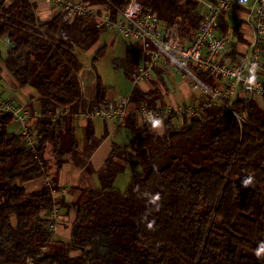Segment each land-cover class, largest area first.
I'll list each match as a JSON object with an SVG mask.
<instances>
[{
    "label": "trees",
    "instance_id": "16d2710c",
    "mask_svg": "<svg viewBox=\"0 0 264 264\" xmlns=\"http://www.w3.org/2000/svg\"><path fill=\"white\" fill-rule=\"evenodd\" d=\"M87 1L116 15L129 0ZM141 1L183 41L194 40L204 18L199 0ZM105 31L92 17L67 22L56 13L44 21L35 1L0 0L6 65L36 93L40 114L28 127L34 148L24 134L9 133L14 115L0 114V264H264V252L256 254L264 244V110L255 101L240 120V95L182 120L168 117L162 136L130 115L131 144L113 150L101 188L78 208L70 242L54 240L48 215L65 205L55 197L57 176L78 149L76 120L108 102L99 77L96 99L84 97L76 52L91 50ZM257 77L264 82L262 71ZM162 100L158 87H135L130 96L149 107ZM58 112L66 116L53 122ZM127 168L132 177L121 192L115 181ZM44 177V188L26 191Z\"/></svg>",
    "mask_w": 264,
    "mask_h": 264
},
{
    "label": "built area",
    "instance_id": "2783aa9c",
    "mask_svg": "<svg viewBox=\"0 0 264 264\" xmlns=\"http://www.w3.org/2000/svg\"><path fill=\"white\" fill-rule=\"evenodd\" d=\"M11 1V0H7ZM45 3L59 13L64 21L72 22L78 17H92L98 26L106 31L132 41L139 51L143 63L133 78L134 88L154 80V74L160 68L172 75L175 72L189 83L194 93L204 96L205 100H195L188 106H166L160 101L155 107L145 104L131 103L130 96L122 97L109 103L101 104L84 115L87 120H117L116 127L126 123L127 118L137 114L142 120L151 122L156 119L165 120L172 115L182 120L185 116L201 113L214 104L226 105L225 100H234L240 95L246 102L241 120L246 118L251 103L264 98V82L257 77L261 69L264 50V0H257L259 10L253 25L256 40L250 49V55L240 63L230 65L223 62L222 56L229 51L232 37L229 34L218 35L223 19L236 2L238 6H248L251 0H218L207 5V13L196 31L194 40L183 41L176 27H165L155 13L147 8L141 0H129L123 10L114 15L105 6H95L82 0H32ZM164 72L158 73L156 80L164 79ZM208 78L220 77L219 84H209ZM199 98V97H198ZM10 112L15 122L26 125L31 118L27 108H17L11 101L0 96V114ZM65 112H58L51 118L53 122L62 120ZM28 146L33 147V136L25 129ZM51 230H55L59 221V211L55 207L48 215Z\"/></svg>",
    "mask_w": 264,
    "mask_h": 264
},
{
    "label": "crops",
    "instance_id": "0c3cea01",
    "mask_svg": "<svg viewBox=\"0 0 264 264\" xmlns=\"http://www.w3.org/2000/svg\"><path fill=\"white\" fill-rule=\"evenodd\" d=\"M82 1L88 2L87 0ZM199 1L200 12L203 16H205L207 13V5L210 3H217L218 0ZM258 10V1L251 0L250 4L244 7L238 6L235 2L234 7L226 13L222 26L217 31L218 35H222L224 34L223 31L227 30V34L232 37V44L229 51L222 56V59L224 57L226 58L225 63L235 65L240 63L244 58L249 57L250 49L256 40V31L253 22L257 17ZM55 14V10L48 4L38 3V15L40 19L44 21L49 20ZM118 37L119 36L116 34L105 31L95 49L114 46ZM10 47L11 45L8 39L4 36H0V96L5 100L11 101L18 108H27L31 113V118L27 121L26 125L13 123L9 128L10 134L23 135L25 129L31 126L33 120L40 115L39 105L37 103L36 93L29 86L20 84L16 76L8 69L6 65V58ZM130 52L135 54L134 56L136 57L135 60L137 61V68L135 72H130L131 75L129 77V81L132 89L126 97L132 95L134 90L132 80L136 77L138 68L143 63L142 57L137 49H131ZM163 72L164 71L160 68L155 72L154 80L150 83L141 84L139 88L144 91H149L154 87H158L163 96V104L168 106L164 101L169 90L168 84L174 85L176 91H178L181 95L182 103L177 102L174 98H172L173 105L171 106L178 107L191 105L195 100V95L197 94L192 91L189 83L184 80L183 82L177 81V75H172L169 72H164V79H160L161 82L155 81V77L159 75L158 73ZM82 73L80 75V79L84 97L89 101H93L96 99L98 94L97 78L89 83L85 80L83 81ZM108 92L109 90L107 91V101H116V97L109 95ZM256 103L264 110V98H259ZM156 120L162 121V125L155 127L153 125L154 120L151 121L153 130L162 136L165 133V123L161 119ZM116 122L118 121L112 119L87 120L84 117H79L76 120V136L79 146L78 149L69 157L68 162L63 165L57 176L58 192L55 196L58 202L63 201L66 206H69V208L65 207V205H58L57 207L59 211V221L57 222V226L54 230V240L66 243L70 242L72 237V228L77 217L78 208L89 200L90 195L93 192L101 188V183L106 177L107 160L113 150L116 147L125 148L131 144L134 138L133 132L128 129L126 125L116 127ZM175 123L180 124L181 122L176 120ZM16 125H19L18 130L13 131L12 127H15ZM127 170L131 171L130 168H127L126 171ZM49 180V177H44L27 184L25 189L29 193L40 191L47 185ZM117 183L118 180L116 179L115 188L120 191V188L117 187Z\"/></svg>",
    "mask_w": 264,
    "mask_h": 264
},
{
    "label": "rangeland",
    "instance_id": "374dc122",
    "mask_svg": "<svg viewBox=\"0 0 264 264\" xmlns=\"http://www.w3.org/2000/svg\"><path fill=\"white\" fill-rule=\"evenodd\" d=\"M96 46L97 44L88 52H84L81 50H77L76 52L78 60L84 66V70L82 73L83 81L85 80L86 82L90 83L99 77L101 78L103 87L109 90V95L115 96L116 99H120L122 96L126 97V95H128V93H130L132 89L131 83L129 81V77L131 75L130 72H135L137 68V64L135 61L136 57L134 56L135 54L129 53L131 49H136L135 47H133L132 41L119 36L116 44L111 47L107 46L106 53L97 63H94L93 58L98 51V49H95ZM262 72L264 73V71ZM175 74L177 75V81L183 82L182 75L177 72H175ZM168 89V93L164 99L165 104H167L168 106L173 105L172 98H174V100L177 102L182 101L181 95L178 91H176L174 85L168 84ZM195 96H198V94ZM111 102L113 101H108L105 103V105H108ZM19 125H21V123H19ZM19 125H16L15 127L13 126L12 130H18ZM131 176L132 171L130 170H127L118 176L117 187L120 188L121 192H125L128 189Z\"/></svg>",
    "mask_w": 264,
    "mask_h": 264
},
{
    "label": "clouds",
    "instance_id": "9594fccd",
    "mask_svg": "<svg viewBox=\"0 0 264 264\" xmlns=\"http://www.w3.org/2000/svg\"><path fill=\"white\" fill-rule=\"evenodd\" d=\"M153 125H154L155 127H159V126L162 125V121H160V120H154V121H153ZM246 183H247V182H246ZM156 199H159V197H156ZM262 252H264V244L261 245L260 250L256 253L257 256H260Z\"/></svg>",
    "mask_w": 264,
    "mask_h": 264
}]
</instances>
